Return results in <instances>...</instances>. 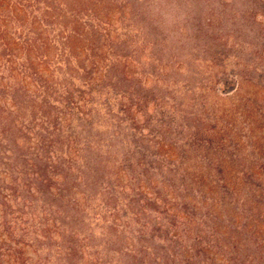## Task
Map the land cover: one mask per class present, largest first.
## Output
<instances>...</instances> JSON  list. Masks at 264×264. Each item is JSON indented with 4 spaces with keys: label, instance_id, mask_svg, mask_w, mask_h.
<instances>
[{
    "label": "rangeland",
    "instance_id": "1",
    "mask_svg": "<svg viewBox=\"0 0 264 264\" xmlns=\"http://www.w3.org/2000/svg\"><path fill=\"white\" fill-rule=\"evenodd\" d=\"M0 264H264V0H0Z\"/></svg>",
    "mask_w": 264,
    "mask_h": 264
}]
</instances>
